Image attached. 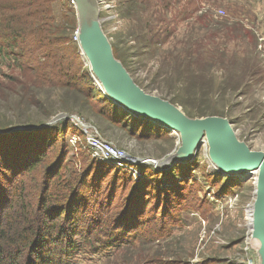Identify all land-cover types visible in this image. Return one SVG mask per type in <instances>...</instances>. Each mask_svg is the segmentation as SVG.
<instances>
[{"label":"rangeland","instance_id":"374dc122","mask_svg":"<svg viewBox=\"0 0 264 264\" xmlns=\"http://www.w3.org/2000/svg\"><path fill=\"white\" fill-rule=\"evenodd\" d=\"M98 1L101 30L114 57L116 54L140 89L170 102L192 120L226 119L241 143L252 151L264 152V0ZM74 2L60 0L55 6L60 22L64 23L65 17L73 22L68 41L79 48V43L72 42L81 25ZM79 52L89 77L82 83L93 84L91 66L80 48ZM6 73L10 71L0 64V85L7 84ZM37 98L45 103V110L0 90V129H32L67 114L92 125L104 140L141 160L159 161L181 147L179 139L166 129L149 125L115 104L117 120L110 122L94 116L79 99L62 91H40ZM58 137L54 151L58 155L63 150L66 155L63 166L69 165L62 170L65 177L81 174L89 165L98 170L88 152L80 156L86 150L77 151L68 144L70 136L66 134L64 143ZM207 149L203 144L191 162L180 161L162 170L148 164L143 169L144 177L138 182L147 177L157 182L164 175L167 185L172 186L176 180L178 195L171 196L174 215H179L170 236L152 245L151 263L147 264L160 263L158 260L165 264H262L257 245L251 242L250 227L257 179L249 178L247 172L231 177L213 174ZM45 169L40 166L26 175L27 193L33 198L39 199L54 183L58 167L50 174ZM122 177L109 175L103 182L104 191L115 194V203L120 206L131 191L127 177L123 184L118 181ZM150 195L155 197V193ZM150 203L151 209L155 202ZM110 253L87 250L76 256L73 264H122V253ZM158 253L160 257H155Z\"/></svg>","mask_w":264,"mask_h":264},{"label":"trees","instance_id":"16d2710c","mask_svg":"<svg viewBox=\"0 0 264 264\" xmlns=\"http://www.w3.org/2000/svg\"><path fill=\"white\" fill-rule=\"evenodd\" d=\"M57 1L0 0V64L10 71L0 90L43 110L45 103L38 100L37 93L62 91L79 99L94 116L116 121L117 107L92 83H82L89 77L78 46L68 41L73 22L66 17L60 22ZM123 115L130 118L131 114ZM76 133L78 129L66 120L46 129L0 134V264H73L87 250L107 254L116 250L122 253V264H147L155 241L173 232L179 216L174 215L172 198L178 195L176 180L172 186L164 175L157 182L148 177L135 182L129 173L98 163L89 155L98 170L89 165L81 174L63 175L69 163L63 166L66 155L63 150L55 154L54 147L58 135L64 143L66 134ZM40 166H46L49 174L57 167L58 171L54 183L36 199L27 193L25 178ZM118 174L123 176L118 181L123 184L127 177L131 185L123 206L115 203L116 195L107 194L103 185L105 177ZM150 200L155 202L151 209Z\"/></svg>","mask_w":264,"mask_h":264},{"label":"water","instance_id":"95a60500","mask_svg":"<svg viewBox=\"0 0 264 264\" xmlns=\"http://www.w3.org/2000/svg\"><path fill=\"white\" fill-rule=\"evenodd\" d=\"M75 1L78 7L79 0ZM89 2L91 3L92 11L88 22V31L86 32L89 37V44L100 55L99 59H95V62L108 93L100 90L92 78L93 86L102 92L107 100L118 107L122 106L127 113H131L133 116L136 115L142 120H148L155 126L166 129L174 137L173 130L179 132L183 136L180 150L185 154L183 158L185 161L191 162L196 158L200 150V143L208 137L211 143V160L214 164L219 165L225 171L233 173L243 170L251 172L259 171L257 187L255 184L256 199L252 214V237L258 242L264 264V152L252 151L245 144L241 143L233 132L230 122L226 119L208 117L192 120L170 102L149 95L140 89L122 64L114 57L112 47L101 30L99 17L102 8L99 1L89 0ZM79 28V48L81 50L86 35L81 25ZM61 118L62 115H58L48 124L32 129L13 127L7 131L0 130V134L46 129L60 123L62 121ZM63 118L65 121L70 119L67 115ZM88 128L87 126L86 129ZM178 153L179 151L176 155L172 153L159 161L148 159L146 162L157 170H162L166 166L173 167L180 161L177 159ZM186 155L189 156L188 159L185 158ZM216 173L213 174L216 175ZM219 174L226 176L224 172L217 175ZM134 181L136 182V180Z\"/></svg>","mask_w":264,"mask_h":264},{"label":"built area","instance_id":"2783aa9c","mask_svg":"<svg viewBox=\"0 0 264 264\" xmlns=\"http://www.w3.org/2000/svg\"><path fill=\"white\" fill-rule=\"evenodd\" d=\"M72 5L75 4L74 0H71ZM80 30L77 29L73 36L72 42L79 43ZM62 121L67 114H61ZM69 116V120L72 122L74 127L78 129V133L70 135L68 144L77 151L86 150L91 159L97 161L98 163H106L122 172L129 173L136 182L144 177L143 169L148 165L146 160H141L129 154L127 151L118 149L112 143L104 140L98 131L84 123L80 118ZM89 127L86 129V127ZM84 134L82 138L81 134Z\"/></svg>","mask_w":264,"mask_h":264},{"label":"bare ground","instance_id":"6f19581e","mask_svg":"<svg viewBox=\"0 0 264 264\" xmlns=\"http://www.w3.org/2000/svg\"><path fill=\"white\" fill-rule=\"evenodd\" d=\"M78 10H79L80 16H81V18H80V24L84 28V32H85V35H86L85 41H84V43H82V46H81V52H82L83 56L85 57V59L88 60V63L91 66V70H92L93 75H94L93 78H94L95 84L104 93H108V90H107L106 86L104 85L103 79L100 76V73H99V71L97 69V65H96V62H95V59H99V56L100 55L89 44V41H88L89 37L87 36V32H86V31H88V22H89V18H90L91 11H92V6H91V3L89 2V0H79ZM120 107L123 108L122 106H120ZM134 117H137V116L134 115ZM137 118H139V117H137ZM88 126H92V125H88ZM172 133H174L175 137L178 138L179 139V142L181 143V139H182L183 136L179 132H176L174 130H173ZM235 135H236V133H235ZM203 144H206L208 146V149H207V152L206 153H207V156H209V159L211 160V143H210L208 137H206L205 140L204 141L202 140V142L200 143L201 146ZM201 146H200V148H201ZM178 151H179V153H178L177 159H179L180 161L187 162V161H185L183 159L185 154L182 153V150H180V148H179ZM175 155H176V153H175ZM181 156H183V157H181ZM185 158L188 159L189 156L186 155ZM211 162H212V160H211ZM212 165H213L212 166L213 167L212 168L213 171H216V172H219V173L224 172L227 177L228 176L229 177L235 176L236 174L241 173V172H247L246 175H250L251 174V176H249V178L252 177V176H255L256 177V179H257V185H258V178H259V171L258 170L253 171V172H251L249 170H243V171L238 172V173H233V172H230V171H225L224 169H222L221 167H219V165H216L213 162H212ZM166 167H169V166H166ZM166 167H164V168H166ZM213 173H215V172H213ZM216 174H218V173H216ZM246 175L243 174L241 177H244L245 178ZM253 211H254V207H253V210H252V214H253ZM252 225H253V215H252V223H251V226H250L251 229H252ZM251 236H252V230H251ZM251 242H252V245H255V244L257 245L258 251H259L260 256H261V261H262V255H261V252L259 250L260 248H259L258 242L256 240H254L253 237H252ZM262 264H263V261H262Z\"/></svg>","mask_w":264,"mask_h":264}]
</instances>
